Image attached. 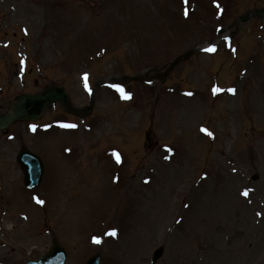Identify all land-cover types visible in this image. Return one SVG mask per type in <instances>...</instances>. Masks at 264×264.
I'll use <instances>...</instances> for the list:
<instances>
[{"label":"rangeland","instance_id":"obj_1","mask_svg":"<svg viewBox=\"0 0 264 264\" xmlns=\"http://www.w3.org/2000/svg\"><path fill=\"white\" fill-rule=\"evenodd\" d=\"M254 9L264 0H0L1 112L52 84L76 108L93 100L0 134V264L53 241L65 264H264V18L228 28ZM22 147L44 165L34 190Z\"/></svg>","mask_w":264,"mask_h":264},{"label":"water","instance_id":"obj_2","mask_svg":"<svg viewBox=\"0 0 264 264\" xmlns=\"http://www.w3.org/2000/svg\"><path fill=\"white\" fill-rule=\"evenodd\" d=\"M259 14L262 15L263 13ZM54 101H59L63 104L66 103V97L61 88L53 87L47 89L41 95L18 97L16 102L11 105L9 113L0 117V130L5 129L15 120H34L41 115L45 107ZM17 162L24 173L25 185L29 188L37 186L41 177L40 161L28 152L21 151L17 157ZM159 254L160 252H157L155 256L157 257ZM64 258V251L57 244H54L48 255L28 264H63ZM87 264H99L98 257L92 258Z\"/></svg>","mask_w":264,"mask_h":264},{"label":"snow or ice","instance_id":"obj_3","mask_svg":"<svg viewBox=\"0 0 264 264\" xmlns=\"http://www.w3.org/2000/svg\"><path fill=\"white\" fill-rule=\"evenodd\" d=\"M214 50H215L214 48L213 49H209V51H214ZM85 80L87 81V75H85ZM120 91L123 92L122 89H120ZM214 91H219V89H214ZM65 127H75V125H65ZM205 131H207V130H205ZM209 135H211V133H209ZM116 158H117V161H119L120 157H119L118 154H117ZM248 194H249L248 190H245L244 193H243V195H245V196H248ZM38 202L41 203V204L44 203V201H42V200H40ZM111 234L115 235L116 233H115V231H113ZM94 242L100 243V240L98 238H94Z\"/></svg>","mask_w":264,"mask_h":264},{"label":"bare ground","instance_id":"obj_4","mask_svg":"<svg viewBox=\"0 0 264 264\" xmlns=\"http://www.w3.org/2000/svg\"><path fill=\"white\" fill-rule=\"evenodd\" d=\"M195 114H196L195 111H192V112L190 113V115H191L190 118H191V119L194 118V117H195ZM187 123H188V121H187Z\"/></svg>","mask_w":264,"mask_h":264}]
</instances>
